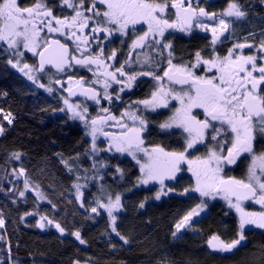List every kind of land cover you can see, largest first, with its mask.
I'll use <instances>...</instances> for the list:
<instances>
[{"label": "snow or ice", "instance_id": "obj_1", "mask_svg": "<svg viewBox=\"0 0 264 264\" xmlns=\"http://www.w3.org/2000/svg\"><path fill=\"white\" fill-rule=\"evenodd\" d=\"M55 7L62 10L60 14H54ZM64 9L71 11L65 13ZM246 15L238 0H229L226 8L219 13L206 11L199 0H59L58 5H49L48 0H32L27 7L21 6L20 0H0V46H6L4 50L16 57L15 62L9 59L8 63L33 83L37 82L33 73L45 72L46 66L65 75L76 66L92 71L94 78L90 81L68 77V87L63 89L68 97L62 98L65 108L60 109L70 113V119L83 122L85 135L91 137L90 152L99 155L101 151H114L130 156L139 166L140 185L159 184L155 194L157 200L174 191L165 181L176 180L186 165L195 183L184 188L179 195L198 193L200 197L211 200L221 199L237 214L235 238L226 242L213 234L207 240V246L212 251L232 253L246 240L247 227L264 229V151L257 153L254 150L257 138H264V37L258 45L248 42L247 37L243 38V42L237 38L226 54L220 55L216 51L222 37L228 39L234 35L232 21L227 18L240 20ZM137 26L141 27L137 29ZM130 28L142 34L134 35L128 56L119 67L107 63L116 60V50L105 57L103 45L97 44L98 51L92 53L90 41L101 40V33L104 39L115 34L127 36ZM194 29L211 33L208 45L212 49L211 54L205 58L197 51L194 62L173 63L172 44L166 34L181 32L190 35ZM226 33L228 36H225ZM60 37L71 41L74 47L70 49ZM246 48L254 51L245 54ZM137 49H151V52L142 51L133 58L132 53ZM165 50L167 57L164 56ZM25 51L38 57V63H21ZM201 66L204 74L197 75L196 70ZM130 68L131 72L128 71ZM140 77H149L154 81L148 98L128 103L119 116L110 107L100 106L102 100L113 104L114 96L109 92L113 84L122 85L115 90V100L119 101L122 100L120 93L131 90ZM51 83L61 84V80H50ZM96 85L103 91H99ZM38 86L45 87L43 84ZM46 90L49 93L54 91L51 86ZM73 96H82L100 106L97 115L91 117L84 102H70ZM157 109L171 112L158 127L165 132L180 130L183 140L180 150L145 145L143 134L148 131L149 121L143 113L156 112ZM0 115L12 124L14 117L11 112L5 114L0 110ZM109 127L118 131H106ZM4 132L5 128L0 123V136ZM99 136L104 138L106 147L97 145ZM199 146L204 148L203 155H195L200 151ZM88 154L86 149L85 155ZM22 155L12 152L5 163L19 162ZM242 156L248 161L244 175L237 178L227 174L225 170L237 165ZM61 162L69 172L73 171L74 166L62 156ZM97 163L100 167L105 166L103 161L93 159L94 169ZM25 172L21 162L18 168H13L12 175L19 178L25 176ZM117 172L123 175L121 169L117 168ZM84 178L87 179V176ZM77 179L80 177L77 176ZM74 187L79 200L82 185L77 183ZM24 189H29L28 179L24 180ZM19 195L23 197L24 191ZM36 195L44 199L39 190ZM105 197L107 202H103ZM95 204L91 212L99 215L98 209H103L112 232L124 244H129L128 238L118 231L117 216L114 214L122 210L121 195L117 193L113 198L101 187ZM248 204L258 205L259 210H249L246 207ZM81 207H84L83 203ZM140 207L143 208L144 204L141 203ZM206 208L207 201L204 199L190 208L175 224L173 237L178 238L183 229L195 231L193 218ZM40 220L37 225L40 228L45 227L44 221L49 225L54 223L45 216H41ZM3 226L4 220L0 218V227ZM54 226L61 235L64 234L65 230L59 223ZM73 235L81 244L85 243L79 231Z\"/></svg>", "mask_w": 264, "mask_h": 264}, {"label": "trees", "instance_id": "obj_2", "mask_svg": "<svg viewBox=\"0 0 264 264\" xmlns=\"http://www.w3.org/2000/svg\"><path fill=\"white\" fill-rule=\"evenodd\" d=\"M241 1L261 15V0ZM48 3L58 5L59 2L48 0ZM61 11L59 7L54 8V14ZM63 11L70 13L71 10ZM255 23L257 29H264V18L259 16ZM198 40L187 45L192 46L188 53L203 44ZM5 47L0 46V110L5 114L11 112L14 120L8 124L0 115V123L5 128L0 136V218L4 220V226L0 227V264H159L161 261L165 264H264V236L260 234H253L250 243L230 257L220 256L208 248L207 240L213 234L226 241L236 234L237 223L227 216L221 203H207L208 216L193 225L195 232L189 230L181 238H174L175 224L202 199L195 194H178L188 182L168 185L174 191L159 200L155 199L158 186L138 188V167L130 162L110 160L106 155L98 158L92 154L82 124L69 120L60 111L62 98L47 93L17 73L8 63L15 56L5 51ZM25 61L37 63L30 56ZM86 149L88 155H85ZM12 152L22 153L21 161L5 163ZM61 156L74 166L72 172L61 162ZM93 159L105 160L109 167L94 169ZM21 162L26 172L17 178L12 171ZM25 179L29 180L31 190L21 197ZM79 180L86 186L84 197L88 206L101 194V187L113 195L123 196L117 228L129 244H124L112 232L105 212L100 210L99 215H92L87 206L78 204L74 184ZM37 190L44 199L38 198ZM41 216L52 220V226L38 227ZM55 223L64 228L63 235ZM77 231L84 244L73 235Z\"/></svg>", "mask_w": 264, "mask_h": 264}, {"label": "flooded vegetation", "instance_id": "obj_3", "mask_svg": "<svg viewBox=\"0 0 264 264\" xmlns=\"http://www.w3.org/2000/svg\"><path fill=\"white\" fill-rule=\"evenodd\" d=\"M58 2H59V0H58ZM228 2H229V0H199L200 6L205 7L206 11H208L210 13L211 12H216V13L221 12L222 10H224L226 8ZM31 3H32V0H20L21 6H24V7L30 6ZM238 3L240 5H242L241 0H238ZM261 6H262V10H261L262 13L259 16L264 18V3H262ZM85 7H87V3L85 4ZM99 7H102V6H99ZM247 7H248L247 5H242L243 10L247 13L246 17H244L240 20H237L234 17L233 18H227V19H230L232 21V29H234L235 31H234V35L231 38L225 39L224 37H222L221 38L222 42L217 43L216 51L218 54H220V55L226 54L228 49L232 47L233 43L237 41V38H239V42H243V38L247 37L248 42L254 43V45H258L261 37H264V29H257L256 28L257 26L255 23V20H256V18H259V16L254 12V10L252 11L250 8H247ZM140 27L141 26H137V29H139ZM144 27H146V26H144ZM85 32L88 33L89 30L86 29ZM250 33L253 35H250ZM137 34H142V32H139V31L134 32L130 28L127 36H120L119 34H115V35L111 36L110 38L104 39V34L101 33L100 34L101 40L90 41L92 53L95 54L98 51L97 44L103 45L105 57H107V55H109L112 50H116V52H117L116 60L115 61H107V63L114 64L115 67H119L120 63H123V61L127 58L128 53H129V49H130V46L132 43V39L134 38V35H137ZM166 36H167V40L170 41L172 44V51H173V55H174L173 63H176V64L192 63V62H194L195 53L197 51H200L201 55L204 56L205 58H208L212 52V49L210 47H208V45L210 44V41H211V33H209V32H203V31H200L198 29H194L190 35L185 34V33H181V32H171V34H166ZM225 36H228V33H226ZM60 39L62 40V42L68 43L70 49L72 47H74L72 45L71 41H64V39L62 37H60ZM198 39L201 40L203 44L200 47H198L197 49H194V51L188 53V51L192 50V46L190 47L187 45H189L191 42L196 41ZM184 43L186 45H184ZM142 51L151 52V49H144V50L137 49L136 52L132 53L133 58L136 57L137 53H140ZM253 51H254V49H252V48L244 49L245 54H251ZM152 55L156 56V54L154 52H152ZM164 56L167 57V50L164 51ZM141 58H143V57H141ZM156 58L160 59V57H156ZM36 59H37V63H38V57ZM166 66L167 65H166V60H165L164 67H166ZM133 67L135 68L138 66L133 65ZM128 71L131 72L132 69L130 68V69H128ZM196 73H197V75H203L204 74L203 66H201V68L197 69ZM44 74H49L52 78L61 80V84L63 85V88L61 87V84L55 83L54 86H55L56 92L53 93L54 96H58L61 98L68 97L67 92L64 91L63 89L68 87V84L66 83V81L68 80L69 76H72L73 79L84 78L86 81H90L91 79L94 78L92 71H89L87 68H83V67H79V66H76L71 71H68L67 75H65L63 73H56L50 69H47L44 72ZM160 74H162V71ZM121 86L122 85L113 84V87L111 89H109V92L113 93V96H114V102L112 105H109L107 101H103V100L101 101V105H100L103 107H110L111 111L117 116H119V114L124 110V108L126 107V105L128 103H133L137 100H142V99L148 98L150 91L153 89L154 81H152L151 78H149V77H140L135 82V85L133 86V88L131 90H126L125 92L120 93L122 100L117 101V100H115V90H118ZM95 87H97V89L99 91H101V92L103 91L102 89H100L99 85H96ZM176 87H179V86H176ZM70 102H72V101L70 100ZM79 102H84L86 104V106L88 107V110H89V115L91 117H95L97 115L98 108L100 106H97L94 103H89L87 100L73 101V103H79ZM173 104H175L174 101H173ZM143 114L147 117V119L149 121L148 131H146L143 134L145 137V145L146 146L151 147L154 145H161V146H163L169 150H180L181 149V145L183 144V140L181 139V137L179 135L180 130L173 129V130H171V132H165V131H162L158 127V124L160 122L167 119L168 116L171 115V112L168 109H157L156 112H144ZM106 131L117 132L118 129L109 127L106 129ZM97 145L99 147L102 146V148L106 147V142L102 136L98 137ZM199 147H200V151L195 152V155H203L204 148H203V146H199ZM254 150L257 153L264 151V138H259V137L257 138V140L254 144ZM114 153L115 152L112 151V152L104 153L103 155L104 156L106 155L105 157L108 159L110 158V160L118 159L121 161L130 162V163L136 165V162H134V160L130 156L124 155L121 157L118 155H114ZM247 162L248 161H247L246 157L242 156L240 158V160L238 161L237 165L229 166V168H227L225 171L227 174L233 175L237 178H241L246 171ZM136 166L139 169V166L138 165H136ZM183 167L185 168V170L178 174L176 180H174V181L166 180L165 181L167 186L170 184L174 185L178 181L188 182L186 187L194 184V182H195L194 178L191 176V173H189L186 170L187 166L184 165ZM158 185L159 184L153 185V186H158ZM143 188H146V187H143ZM158 190H159V186H158ZM191 194H195V193H191ZM163 196H165V195H163ZM209 203L211 204V202H209ZM216 203L223 204L224 205L223 211L225 212L227 210V216L229 214L231 217L234 218L236 223L238 222L237 214L235 212H233L231 209H229L227 207L226 203H223V202H216ZM246 207L249 210H257V211L259 210L258 205L248 204V205H246ZM208 213H209V208L207 206V213L204 216H202V218L207 217ZM245 234H246V240L244 242H242V246H240L237 251L246 247L250 243V239L253 236V234H260V235L264 236V229H257V228L249 226L245 229ZM224 241H226V240H224ZM226 242H228V241H226ZM212 252H214V251H212ZM214 253H216L220 256H229V257L232 256V255H226V254L218 253V252H214Z\"/></svg>", "mask_w": 264, "mask_h": 264}, {"label": "rangeland", "instance_id": "obj_4", "mask_svg": "<svg viewBox=\"0 0 264 264\" xmlns=\"http://www.w3.org/2000/svg\"><path fill=\"white\" fill-rule=\"evenodd\" d=\"M21 51H24L23 49H21ZM27 54V55H26ZM26 55V56H25ZM27 56H30V57H33V58H37V57H34V56H32V54L30 53V52H26L25 51V53H24V57H23V59H22V61H21V63H24V62H26L25 61V59H26V57ZM13 57V56H12ZM15 60H16V57L13 59V62H15ZM29 64V63H28ZM37 64V63H36ZM30 65H32V64H30ZM35 65V64H34ZM16 71H17V73H19L21 76H23L25 79H27V80H29L24 74H22L21 72H19L16 68H14ZM33 75L34 76H36V78H37V82L36 83H34V84H36V85H39V84H43V85H45V87H43V89L45 90V91H47L46 89H47V87H49V86H51L53 89H54V91L53 92H51V93H49L48 91H47V93H49V94H53L54 92H56L55 90V83H51L50 84V80H52V81H54L55 79L54 78H52L49 74H44V75H39L38 74V72H34L33 73ZM30 82H32L31 80H29ZM33 83V82H32ZM42 88V87H41ZM63 102V101H62ZM63 108H65V105H64V103H63ZM89 111V110H88ZM62 113H64L65 115H67L68 116V118L70 117V113H68L67 111H62ZM69 120H71V121H74V122H80L81 124H82V126L84 127V124H83V122L82 121H80V120H78V119H70L69 118ZM84 130H85V132H86V129H85V127H84ZM86 137H87V139L89 140V142H90V145H91V137L90 136H87L86 135ZM101 148H102V146H100ZM104 153H107V152H103V151H101L100 153H99V155H95L96 157H98V158H101V156H104L103 154ZM114 155H118V156H128L127 154H120V153H114ZM98 162H100V161H103V163H104V167H109V162H107V161H105V160H97ZM135 162V161H134ZM97 168H100V165H99V163H97ZM116 171V170H115ZM120 174V173H119ZM195 183V182H194ZM78 184H80V185H82V187H81V193H82V196H81V198L78 200L77 199V195H76V189H75V197H76V199H77V202H78V204L81 206V203H83V205H84V207H86L87 206V208H88V210H89V212L92 214V215H94L95 213H92L91 212V208L92 207H94L93 205H95L96 206V204H95V201H93L91 204H89V206L88 205H86V203H85V197H84V190H85V188H86V186H85V184H84V182H83V180H79L78 181ZM165 184H166V182H165ZM153 185H157L156 183H150V184H148V185H140L139 183H137V187L139 188V187H141V188H143V187H146V188H148V187H152ZM159 186V185H158ZM189 187V186H188ZM159 188H160V186H159ZM31 190V187H29V189L27 190V191H25V189H24V193H26V192H29ZM105 193H110L112 196H113V198L115 197V195H113L110 191H108V190H105ZM197 196H199V194L198 193H195ZM167 195H171V192H169ZM100 196V195H99ZM163 196V195H162ZM166 196V195H165ZM200 197V196H199ZM202 199H204V200H206L207 201V203L208 204H210L209 202H211V204H213V203H216V202H223V203H225V201H223V200H221V199H215V200H211V199H208V198H204V197H201ZM122 199H123V196L121 195V203H122ZM103 202H107L106 201V197L104 198V200H103ZM103 211V212H105L103 209H98V211ZM232 210V209H231ZM233 212H235L234 210H232ZM106 213V212H105ZM207 213V208H206V210L204 211V212H202L199 216H196V217H194L193 218V221H192V223H193V225L195 224V223H197L198 222V220L199 219H201L202 218V216H204L205 214ZM107 214V213H106ZM116 216L119 214V212H117V213H114ZM109 219V218H108ZM43 223H45V225H48L49 226V224H47V222L46 221H44ZM52 226V225H51ZM186 231H189L188 229H183L182 231H181V233H178V238H176V239H179V238H181L182 237V235L186 232ZM193 232H195V231H193ZM115 234V233H114Z\"/></svg>", "mask_w": 264, "mask_h": 264}, {"label": "water", "instance_id": "obj_5", "mask_svg": "<svg viewBox=\"0 0 264 264\" xmlns=\"http://www.w3.org/2000/svg\"><path fill=\"white\" fill-rule=\"evenodd\" d=\"M47 69H50V68L46 66L45 71H46ZM50 70H52V71L55 72V69H50ZM39 73L41 74V73H43V72H39ZM67 96H68V93H67ZM70 100L73 102V101H77V100H85V98L82 97V96H73V97L70 98ZM87 101H88L89 103H94L93 101H90V100H87ZM238 249H239V247H238L236 250H234L232 253H223V254H226V255H233ZM218 253H220V252H218Z\"/></svg>", "mask_w": 264, "mask_h": 264}]
</instances>
